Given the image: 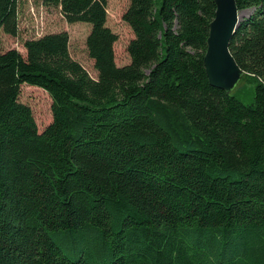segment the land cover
<instances>
[{
    "label": "trees",
    "instance_id": "1",
    "mask_svg": "<svg viewBox=\"0 0 264 264\" xmlns=\"http://www.w3.org/2000/svg\"><path fill=\"white\" fill-rule=\"evenodd\" d=\"M45 1L91 24L98 77L66 30L25 54L0 37V264H264V0H236L255 8L230 42L249 104L206 71L215 0H131L126 65L108 0ZM1 29L18 34L19 0ZM23 84L53 99L42 131Z\"/></svg>",
    "mask_w": 264,
    "mask_h": 264
},
{
    "label": "rangeland",
    "instance_id": "2",
    "mask_svg": "<svg viewBox=\"0 0 264 264\" xmlns=\"http://www.w3.org/2000/svg\"><path fill=\"white\" fill-rule=\"evenodd\" d=\"M130 1L108 0L107 25L118 35L115 42L118 65H126L131 61L128 44L135 34L131 25L123 18ZM161 1L159 0V5ZM254 11V7L241 9L240 20L248 18ZM64 30L68 31L70 36L69 44L72 56L79 60L93 77L97 78L98 70L87 47V36L90 33L91 24L82 21L69 22L62 13L60 6L47 4L45 0H19V32L17 35H12L4 29L0 30L2 50L18 48L25 54L24 43L28 38ZM254 88V82L245 77L232 92L249 104L253 99ZM20 99L31 106L40 131L52 122L53 99L46 90L35 85L23 84Z\"/></svg>",
    "mask_w": 264,
    "mask_h": 264
},
{
    "label": "water",
    "instance_id": "3",
    "mask_svg": "<svg viewBox=\"0 0 264 264\" xmlns=\"http://www.w3.org/2000/svg\"><path fill=\"white\" fill-rule=\"evenodd\" d=\"M215 1L217 9L210 23L204 62L210 82L232 92L244 74L230 49L231 38L241 21V9L236 0Z\"/></svg>",
    "mask_w": 264,
    "mask_h": 264
}]
</instances>
